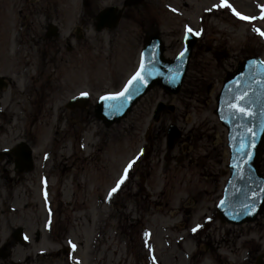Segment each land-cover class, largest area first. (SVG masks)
<instances>
[{"label": "rangeland", "instance_id": "1", "mask_svg": "<svg viewBox=\"0 0 264 264\" xmlns=\"http://www.w3.org/2000/svg\"><path fill=\"white\" fill-rule=\"evenodd\" d=\"M52 1L67 2L59 11L61 39L39 47V39H17L15 33L0 40V75L15 80L0 89V154L27 140L36 159L33 171L16 175L13 159L0 155L6 186L0 192V229L39 231L44 239L36 249H46L44 229H50L54 214L53 229H85L90 238L95 229H107L104 240L99 238L104 264H151L142 243L154 245L163 264H187L186 254L195 250L193 264L204 259L203 264H264V215L232 225L217 214L229 156L227 131L214 113L226 72L246 54L264 58V0H228L242 16L255 17L250 20L218 7L222 0H142L124 11L116 29L97 32L88 25L81 39L75 36L82 0ZM121 1L91 0L96 12ZM187 29L200 40L181 92L167 95L155 88L121 122L105 127L95 117L94 104L101 95L118 91L136 70L145 35L158 30L167 56L173 57ZM40 51L46 62L41 66L34 57ZM83 92L91 101L77 115L66 103ZM159 101L174 103L176 111L154 123ZM170 123L182 128L188 140L166 160ZM131 161L128 180L109 203V188ZM44 174L50 176V191L39 182ZM89 237H83L85 246ZM167 242L173 250L166 249Z\"/></svg>", "mask_w": 264, "mask_h": 264}, {"label": "water", "instance_id": "2", "mask_svg": "<svg viewBox=\"0 0 264 264\" xmlns=\"http://www.w3.org/2000/svg\"><path fill=\"white\" fill-rule=\"evenodd\" d=\"M106 11L101 14V18ZM110 26V25H109ZM99 26L98 29H102ZM196 37L187 36L186 48L176 60H167L160 37L150 35L143 50L142 61L145 65L142 81H135L123 97L116 100L102 98L96 109L97 115L105 120L107 126L126 116L138 100L155 86H161L167 93L179 92L188 68ZM244 96L241 102L239 97ZM109 97V96H106ZM216 113L228 128L230 148L229 168L231 176L227 181L224 196L218 205L221 220L241 224L254 221L264 209V177L258 170V162L264 145V63L258 58H250L239 63L234 72L227 74L221 92L217 96ZM229 104L247 107L254 113L250 117L234 115ZM175 110L174 105L160 102L155 111L158 120L161 113ZM181 135L176 125L168 129V149L174 147ZM244 146V152L240 149ZM22 162H30V151L22 149ZM223 202V203H222Z\"/></svg>", "mask_w": 264, "mask_h": 264}, {"label": "flooded vegetation", "instance_id": "3", "mask_svg": "<svg viewBox=\"0 0 264 264\" xmlns=\"http://www.w3.org/2000/svg\"><path fill=\"white\" fill-rule=\"evenodd\" d=\"M61 4L67 2L0 0V38L9 32L10 25L18 24L17 19L23 26L18 35L31 38L37 35L39 25L58 24L60 22L58 19L62 16V12L60 14L59 11L63 10ZM82 4L84 5L82 22L86 24L85 18L90 20V23L94 22L95 14L91 10V1L83 0ZM44 19L48 21L44 23ZM5 187L3 179L0 178V192ZM45 231L48 247L43 251L36 249L44 239L41 232L39 235L36 232L30 240L22 243L20 229H0V264H103L97 234L93 233L90 238L89 232L85 233V229H45ZM85 234L89 237L87 246L83 239ZM32 249L36 250L27 253Z\"/></svg>", "mask_w": 264, "mask_h": 264}, {"label": "snow or ice", "instance_id": "4", "mask_svg": "<svg viewBox=\"0 0 264 264\" xmlns=\"http://www.w3.org/2000/svg\"><path fill=\"white\" fill-rule=\"evenodd\" d=\"M218 7H227L232 9L233 13L237 16H239L241 19L243 20H250V19H255V17H246V16H242L240 13L236 12V10L234 8H232V5L230 3H228V0H222L221 4L218 5ZM262 13H264V7H262ZM261 18H264V15H262ZM189 31H191V29H189ZM256 31L259 32V30L257 29ZM261 35H264V32H260ZM181 55H183V53H181ZM145 69V65L143 64V61L141 62V66H140V70L137 71V73L132 77L131 80H129L128 82V86L130 87L135 81H142L144 79V77L141 75V73L144 71ZM129 88L126 87L124 89V91L116 94L115 96H109V97H104V99L107 100H116L119 97H123L125 96V94L128 92ZM82 95H87L86 93L82 94ZM239 100L241 102H243L245 100L244 96L239 97ZM229 108L233 110L234 115H242L245 117H250L252 115H254V113H252L251 111H249V109L247 107H240L238 104H229ZM241 153L244 152V146H243V142H242V146L240 149ZM135 163V161H131L128 165V168H131L132 164ZM128 168L125 169V176L122 177L119 181H117L116 183V187H114L111 192L109 193V196L112 195V193H115L116 191H118L120 185L124 182V179L127 176V172H128ZM223 203V202H222ZM200 225H197L196 228H193V232H195L197 230V228H199ZM74 247V246H73Z\"/></svg>", "mask_w": 264, "mask_h": 264}]
</instances>
